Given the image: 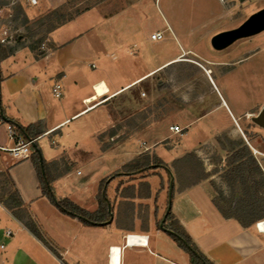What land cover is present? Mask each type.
<instances>
[{"label":"crops","instance_id":"0c3cea01","mask_svg":"<svg viewBox=\"0 0 264 264\" xmlns=\"http://www.w3.org/2000/svg\"><path fill=\"white\" fill-rule=\"evenodd\" d=\"M64 1L41 3L55 7ZM242 1L226 0L225 6L220 0H181L180 5L189 8L185 26L169 23L173 0L166 2L165 10L160 0H105L48 30L38 53L21 45L1 57V107L24 126L42 127L34 141L54 194L93 212L99 206L101 182L107 179L103 187L110 215L95 225L61 211L43 193L30 157L15 161L3 153L0 171L22 205L15 209L18 218L0 200V264H186L188 254L160 222L157 225L166 194L163 182L174 175V162L193 153L210 165L203 148L221 135L247 144L264 176V129L251 120L244 127V119L256 115L264 99L255 107L238 106L220 91L214 75L240 66L250 55L264 54V41L251 36L220 50L211 45L214 34L244 21L218 31L211 26ZM151 2L166 26L156 24L145 32L149 20L144 10ZM194 9L203 17L191 26L189 11ZM157 30L164 31V37L151 40ZM145 41L151 44L149 51H144ZM192 56L202 61L194 86ZM252 74L255 84L264 85V68ZM164 79L173 84L157 85ZM56 85L60 96L53 92ZM87 99L94 104L89 109ZM177 110L182 114L176 115ZM174 122L183 127L181 133L169 129ZM8 125L0 120V145L6 147L12 145ZM140 156L166 167L124 174L122 166ZM226 157L224 167L230 164L225 166ZM81 167L87 170L85 176ZM223 170L207 175L210 168H205L202 178L183 188L175 178L171 215L213 264H264V230L255 226L264 217H225L214 203L212 179L225 178ZM113 173L118 174L108 178ZM139 182L146 187L143 196L138 195ZM128 190L131 193L125 194ZM26 222L34 224L41 238Z\"/></svg>","mask_w":264,"mask_h":264},{"label":"rangeland","instance_id":"374dc122","mask_svg":"<svg viewBox=\"0 0 264 264\" xmlns=\"http://www.w3.org/2000/svg\"><path fill=\"white\" fill-rule=\"evenodd\" d=\"M42 0H38V3L35 5H29L26 0H0V53L1 55H5L9 53L10 49H14L16 47H19L21 45H26L30 49L34 50L38 53L39 50L42 49V43L45 42L48 30L52 28V26H55L56 24H59L66 19L71 18L74 13L78 12L81 9H84L86 7H89L91 5H96L102 1L105 0H65L61 4L55 6V7H47L44 6L41 3ZM167 1L171 0H160L161 7L163 10H165V4ZM173 4L171 9H169V12H167V16L169 19V23L171 25H177L180 23V25H188V7L181 6V0H173ZM220 2H223V4L226 6L227 2L226 0H220ZM230 3V2H229ZM152 2L149 3V5L145 8L144 14L147 17L149 21L145 22V32H149L151 28H153V25H162L166 26V23H163V15H161L156 7H152ZM264 7V0H243L242 2H238V6H236L235 11L231 14L222 15L220 17L221 20H216L213 24H211L212 27L215 28V30H220L222 28L231 27L234 25L239 24L243 20H245L251 13L255 12L258 9H261ZM155 9V10H154ZM191 19H190V25L194 26L196 25L195 22L202 19L203 14L201 11L199 12L197 9L190 10L191 12ZM166 15V14H165ZM252 38L251 40H257L260 39L264 41V30L260 33L248 37ZM209 44V42H208ZM151 44L148 41H145L144 43V51L150 50ZM177 46V45H176ZM202 61L192 56V60L190 62V69L192 74V83L191 86H194L199 82V75L198 71L201 67ZM260 66V67H259ZM264 68V54H253L250 55V57L245 58L242 60V63L240 66L229 68L228 71H224L223 74L216 73L215 76L217 77V84L220 89V91L229 99L230 101H236L238 106H257L264 97L262 96V93L264 95V85H257L255 76L252 74H258V68ZM221 68V67H220ZM231 69V70H230ZM253 69V72H252ZM99 70H92L90 72L91 76H94L98 73ZM196 75V76H195ZM195 76V77H194ZM160 77V76H159ZM162 78H165V76H161ZM254 78V79H253ZM177 80H175L176 82ZM173 84L172 80L164 79L163 82L157 85H161L163 87H168ZM264 104V102H263ZM261 104L258 108L260 110ZM175 108H180V104L178 102H175ZM182 111L177 110L176 115H181ZM177 120L180 121V117L177 116ZM173 124H177L174 122ZM252 124L250 119H244V127L248 128V125ZM184 139H187L185 137ZM187 141V140H184ZM236 140L235 142H237ZM111 142V141H109ZM183 143V140H182ZM245 144V143H244ZM247 147L248 145L245 144ZM241 146L240 144H232L230 141H228L224 136L219 135L218 141L213 144H208L204 146L203 153L207 154L209 156L210 165H203L204 162L200 161L197 157L193 158L190 162H182L177 165V172L174 170V175L172 177L167 176L166 181L163 182V187L165 188L166 194L165 197H163L162 200V209L159 213V218L157 221V225L159 224L161 218L163 217V214L165 212L166 206H167V196L168 192L167 189L169 187V184H174L173 180L176 178L178 182V185L187 184L189 183L193 178H195L202 170H205V168H210V171L207 172V175H210L214 172H220L223 170L222 174H226L225 178H217L214 177L212 179L214 187L217 189V195L216 199L223 207H228L231 205H234L239 201V195L236 194L239 190V184L237 182H234L233 179H230V172L235 167V165H231L228 163L232 160V152L240 150ZM249 148V147H248ZM227 156L225 160V166L228 165V167H224V161H222L223 156ZM78 165L82 164L81 160H77ZM195 166L197 171H189L187 166ZM183 166L187 168H183ZM155 169V168H153ZM157 169V168H156ZM160 170V169H159ZM80 171H83V175H86V168L81 167ZM173 172V169H172ZM118 173L110 174L108 178H114ZM215 175V174H214ZM248 181L251 184H254L257 191L255 192L257 205L261 206L264 210V189L263 187L258 184L259 177L256 174H253L249 172L248 174ZM255 181V182H254ZM140 183V182H139ZM103 186L100 185V187ZM129 186V185H128ZM139 190L138 195H145L146 187H144L143 182L139 184ZM101 189V188H100ZM12 187L9 185L4 172L0 171V197L2 199L5 198V196L11 192ZM128 190L125 192L131 193ZM241 199V198H240ZM244 201L249 202V199L245 197L243 198ZM143 211H146V208H143ZM172 226L175 229L180 231V227L177 224L176 220H174L173 216L171 215L166 221L165 225ZM191 258L186 259V264H190Z\"/></svg>","mask_w":264,"mask_h":264},{"label":"trees","instance_id":"16d2710c","mask_svg":"<svg viewBox=\"0 0 264 264\" xmlns=\"http://www.w3.org/2000/svg\"><path fill=\"white\" fill-rule=\"evenodd\" d=\"M57 25V24H56ZM55 25V26H56ZM55 26H52L54 28ZM51 28V29H52ZM50 30V29H49ZM13 49H10L9 53H11ZM3 55L0 53V59ZM0 120L8 122L25 140L31 141L30 143V160L36 169L38 180L40 187L43 191V193L47 196V198L56 205L61 211L79 218L85 223L88 224H102L105 223V221L109 218V212H108V204L109 200L106 196L105 188L103 187L106 180L104 179L101 182V186L98 191V202L99 206L98 208L93 211H87L69 199L65 197H57L54 194V190L51 186V178L47 175L45 170V162L42 158V155L40 153V149L37 145V143L34 141V138L42 133V127L39 124H29V125H22L13 118L7 117L4 114V110L1 107L0 102ZM232 144H240L241 148L240 150L232 152V160L230 162L231 165H235V167L230 172V179H233L234 182H237L239 184V188H237L239 191L236 192V194L239 195V201L235 203L234 205L223 207L220 205V203L217 201L216 197L214 199V203L216 207L222 212V214L225 217H229L230 215L240 217V218H246V214L255 213V216L264 217V210L261 206L257 205V200L255 196V192L257 191L254 184L249 183L248 181V174L249 172L258 175L259 183L262 187H264V176L261 175L260 168L257 165L256 160L253 158V156L250 153V149L244 144L242 140L230 141ZM193 158H196V156L193 153H188L184 155L179 160H176L174 162V169L177 172V165L182 162H190ZM157 163V165L153 164ZM157 167H166L165 164H163L161 161H150L148 157L146 156H140L136 159H133L126 164L122 166V171L126 175H134L137 173H142L144 171H147L149 169L157 168ZM188 167V168H187ZM183 166V168H187L189 171H197L195 166ZM115 175V173H114ZM200 178H202L201 174H198L195 178H193L189 183L187 184H180L178 188H183L185 185L194 183L198 181ZM179 182V180L177 181ZM255 182V181H254ZM173 194V188L168 196H167V206L169 203V199H171ZM249 199V202H246L243 200ZM0 200H2V203L4 206L8 209H10L18 218H21V215H19L15 209L21 207L22 200L17 192L16 189L12 188L11 192H9L4 199L0 197ZM166 206V208H167ZM233 213V214H231ZM165 216V220L162 223L163 228L165 231L172 237L174 240L178 243V245L188 254L189 258H191L190 264H213L209 259H207L195 246V244L190 239L189 235L186 234L181 228L180 231L175 229L172 226L165 225V221L171 216L170 210L166 211L163 214ZM163 218V217H162ZM161 222V221H160ZM244 225H248V222H242ZM26 227L38 238H41L38 230L35 228L34 224L31 222L25 223Z\"/></svg>","mask_w":264,"mask_h":264},{"label":"water","instance_id":"95a60500","mask_svg":"<svg viewBox=\"0 0 264 264\" xmlns=\"http://www.w3.org/2000/svg\"><path fill=\"white\" fill-rule=\"evenodd\" d=\"M264 30V7L250 14L242 23L238 26L220 31L211 37V45L214 49L220 50L239 38L252 36ZM250 120L256 125L264 129V104L256 115L251 116ZM172 177V175H171ZM173 188L172 178L169 185V194ZM170 210V199L166 211ZM165 220V216L161 219L160 225L163 230L162 223Z\"/></svg>","mask_w":264,"mask_h":264},{"label":"built area","instance_id":"2783aa9c","mask_svg":"<svg viewBox=\"0 0 264 264\" xmlns=\"http://www.w3.org/2000/svg\"><path fill=\"white\" fill-rule=\"evenodd\" d=\"M29 5H35L38 3V0H26ZM164 37V31L157 30L150 34V39L154 41L161 40ZM53 92L55 95L60 96L59 86L56 85L53 88ZM86 104V109H89L94 106V104H90V101L84 100ZM169 129L173 132L181 133L183 127L178 124H172L169 126ZM8 137L12 142V145L9 147L0 145V157L3 153H8L10 157H12L15 161L22 160L24 158H28L31 154L30 143L31 141L25 140L10 124L7 128ZM77 173H80L78 170ZM262 224L263 226H260ZM255 226L259 230H264V218L255 222ZM7 234H10L8 231ZM130 234L127 235V240H129ZM60 264H64L60 261Z\"/></svg>","mask_w":264,"mask_h":264},{"label":"bare ground","instance_id":"6f19581e","mask_svg":"<svg viewBox=\"0 0 264 264\" xmlns=\"http://www.w3.org/2000/svg\"><path fill=\"white\" fill-rule=\"evenodd\" d=\"M260 226H263L262 224H260ZM135 236V235H134ZM140 238V237H139Z\"/></svg>","mask_w":264,"mask_h":264}]
</instances>
